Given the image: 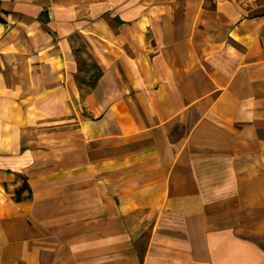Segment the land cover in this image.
Here are the masks:
<instances>
[{"label": "crops", "instance_id": "obj_1", "mask_svg": "<svg viewBox=\"0 0 264 264\" xmlns=\"http://www.w3.org/2000/svg\"><path fill=\"white\" fill-rule=\"evenodd\" d=\"M0 264H264V0H0Z\"/></svg>", "mask_w": 264, "mask_h": 264}, {"label": "rangeland", "instance_id": "obj_2", "mask_svg": "<svg viewBox=\"0 0 264 264\" xmlns=\"http://www.w3.org/2000/svg\"><path fill=\"white\" fill-rule=\"evenodd\" d=\"M74 40V52L78 61V71L76 73V81L81 87V92L84 94L90 90L91 87L88 84V79L93 74L94 69L91 68L93 57L86 50L82 39L78 35H73Z\"/></svg>", "mask_w": 264, "mask_h": 264}, {"label": "trees", "instance_id": "obj_3", "mask_svg": "<svg viewBox=\"0 0 264 264\" xmlns=\"http://www.w3.org/2000/svg\"><path fill=\"white\" fill-rule=\"evenodd\" d=\"M91 68L94 69V71H93V74L90 77V79H88L89 80L88 84L92 88L96 84L99 76L102 74V69L94 60L91 64ZM25 187H28V185H27L25 179L23 178V183L21 184V186H19L15 189V198L16 199L20 198V193Z\"/></svg>", "mask_w": 264, "mask_h": 264}]
</instances>
